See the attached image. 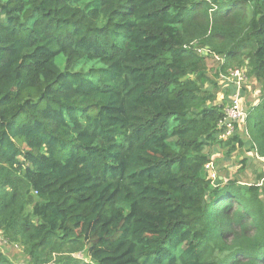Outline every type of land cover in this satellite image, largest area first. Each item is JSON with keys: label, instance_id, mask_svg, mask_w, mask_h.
I'll use <instances>...</instances> for the list:
<instances>
[{"label": "trees", "instance_id": "obj_1", "mask_svg": "<svg viewBox=\"0 0 264 264\" xmlns=\"http://www.w3.org/2000/svg\"><path fill=\"white\" fill-rule=\"evenodd\" d=\"M233 69L260 93L223 138ZM219 148L264 169V0H0V233L26 264H264V174L213 181Z\"/></svg>", "mask_w": 264, "mask_h": 264}, {"label": "rangeland", "instance_id": "obj_2", "mask_svg": "<svg viewBox=\"0 0 264 264\" xmlns=\"http://www.w3.org/2000/svg\"><path fill=\"white\" fill-rule=\"evenodd\" d=\"M207 65L210 68L213 67L214 63L211 61H207ZM256 81L257 80L253 76H250L245 82V85L243 84V91H245L246 88V96H243L242 105L244 104L245 107H249V105H251V102L255 101V99L257 98V96L254 95V92H257L256 90H259V85ZM216 100L219 101L220 99L217 97ZM241 136L242 138L245 137L243 133H241ZM219 150L220 155L216 158L215 163H213V171L215 173V177H217V175L225 177H235L239 179V182L246 181L248 183L250 182L254 184L258 181L259 176L264 174V169L261 163H259L257 160L254 159V161L242 165L240 163L242 157L241 155H238V151L234 153L232 158L228 159L227 157H224L221 148H219ZM235 155L236 157H234ZM212 180L214 181L215 178H212ZM240 184L244 183L240 182ZM262 188L264 189V181L262 183ZM26 209L29 210L30 206L27 205ZM1 238L2 235L0 233V250L2 254H4L5 258L13 264H26L27 260L24 252L22 251V248L18 245L7 243L3 240V238Z\"/></svg>", "mask_w": 264, "mask_h": 264}, {"label": "built area", "instance_id": "obj_3", "mask_svg": "<svg viewBox=\"0 0 264 264\" xmlns=\"http://www.w3.org/2000/svg\"><path fill=\"white\" fill-rule=\"evenodd\" d=\"M229 78L233 80V83L237 86L236 91L233 95H231V99L229 100L227 106L225 107V118L222 122L225 127V131L222 132L221 136L223 138H227L234 131V123L238 122L242 124L246 117V111L244 110V105H242L241 101V92H242V82L246 80V75L244 73V69H233L230 71ZM261 160L263 158L260 157ZM205 169L209 173L210 178L215 177V173L213 171V165L209 162L206 163Z\"/></svg>", "mask_w": 264, "mask_h": 264}, {"label": "crops", "instance_id": "obj_4", "mask_svg": "<svg viewBox=\"0 0 264 264\" xmlns=\"http://www.w3.org/2000/svg\"><path fill=\"white\" fill-rule=\"evenodd\" d=\"M254 90H256V89H254ZM257 92H258V95H257V92H254V95L255 96H257V98L255 99V102H257L258 101V96H259V93H260V91L259 90H256ZM243 96H246V88H245V91H243V93L241 94V101L243 100ZM253 102V101H252ZM252 102H251V104H252ZM249 106H251V105H249ZM254 161V160H253ZM259 162V161H258ZM260 163V162H259Z\"/></svg>", "mask_w": 264, "mask_h": 264}, {"label": "clouds", "instance_id": "obj_5", "mask_svg": "<svg viewBox=\"0 0 264 264\" xmlns=\"http://www.w3.org/2000/svg\"><path fill=\"white\" fill-rule=\"evenodd\" d=\"M216 255L219 257V258H222V257H224V256H226L227 255V253L226 252H224V253H216Z\"/></svg>", "mask_w": 264, "mask_h": 264}, {"label": "bare ground", "instance_id": "obj_6", "mask_svg": "<svg viewBox=\"0 0 264 264\" xmlns=\"http://www.w3.org/2000/svg\"><path fill=\"white\" fill-rule=\"evenodd\" d=\"M31 145V144H30ZM240 146V145H239ZM11 148V147H10ZM13 159V158H12ZM11 160V159H10ZM11 162H12V160H11ZM35 174V173H34ZM8 181V180H7ZM37 191V190H36ZM40 198V197H39ZM17 205V204H16ZM2 239V238H1Z\"/></svg>", "mask_w": 264, "mask_h": 264}]
</instances>
